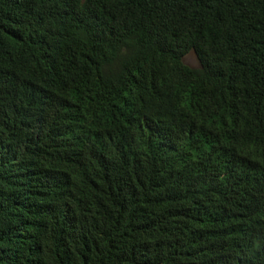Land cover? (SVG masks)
Wrapping results in <instances>:
<instances>
[{
  "label": "trees",
  "instance_id": "obj_1",
  "mask_svg": "<svg viewBox=\"0 0 264 264\" xmlns=\"http://www.w3.org/2000/svg\"><path fill=\"white\" fill-rule=\"evenodd\" d=\"M0 264H264V0H0Z\"/></svg>",
  "mask_w": 264,
  "mask_h": 264
},
{
  "label": "rangeland",
  "instance_id": "obj_2",
  "mask_svg": "<svg viewBox=\"0 0 264 264\" xmlns=\"http://www.w3.org/2000/svg\"><path fill=\"white\" fill-rule=\"evenodd\" d=\"M182 60L188 66L197 67V60L192 51H189L187 54H185Z\"/></svg>",
  "mask_w": 264,
  "mask_h": 264
}]
</instances>
